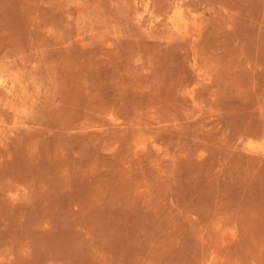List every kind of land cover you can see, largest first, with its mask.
Wrapping results in <instances>:
<instances>
[{
    "label": "rangeland",
    "instance_id": "obj_1",
    "mask_svg": "<svg viewBox=\"0 0 264 264\" xmlns=\"http://www.w3.org/2000/svg\"><path fill=\"white\" fill-rule=\"evenodd\" d=\"M0 75V264H264V0H0Z\"/></svg>",
    "mask_w": 264,
    "mask_h": 264
},
{
    "label": "bare ground",
    "instance_id": "obj_2",
    "mask_svg": "<svg viewBox=\"0 0 264 264\" xmlns=\"http://www.w3.org/2000/svg\"><path fill=\"white\" fill-rule=\"evenodd\" d=\"M173 14H174V13H173ZM178 15H179V14H178ZM179 19H180V18H179ZM179 29H180V28H179ZM2 79H3V78H2L1 75H0V84L3 82ZM1 85H2V84H1Z\"/></svg>",
    "mask_w": 264,
    "mask_h": 264
}]
</instances>
